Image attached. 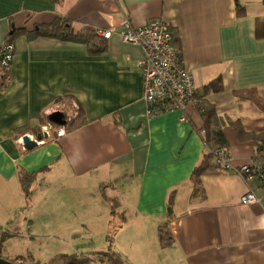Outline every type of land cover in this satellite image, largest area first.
<instances>
[{"label": "crops", "instance_id": "0c3cea01", "mask_svg": "<svg viewBox=\"0 0 264 264\" xmlns=\"http://www.w3.org/2000/svg\"><path fill=\"white\" fill-rule=\"evenodd\" d=\"M60 18L76 31H95L100 40L92 45L102 42L104 49L28 38ZM127 18L136 27L154 19L172 26L180 66L192 73L197 87L186 114L147 115L143 52L117 34ZM13 29L24 31L15 35L14 60L0 83V186L14 202L0 194V207H7L0 214L3 259L61 264L70 254H60L56 242L68 238L74 240L73 254L87 256L91 264H109L104 257L92 259L104 253L124 264H264V186L213 166V159L194 182L206 153L201 102L225 122V148L234 164L256 159L264 166V113L239 97L256 91L264 98V0H0V47ZM110 29L116 32L110 39L99 34ZM217 79L219 92H206ZM56 111L69 120L82 113L86 124L57 137L48 119ZM234 123L257 139H240ZM39 134L43 143L26 149L22 138L35 140ZM23 171L37 172L29 199L20 182ZM90 185L91 200L75 198ZM71 189L77 201L67 192ZM249 189L260 201L243 206ZM62 191L68 198L60 197ZM166 233L172 245L164 248ZM6 234L47 239L56 247L53 260L42 262L29 251L14 255L10 241L2 239ZM84 237L98 240L91 252L83 249Z\"/></svg>", "mask_w": 264, "mask_h": 264}, {"label": "built area", "instance_id": "2783aa9c", "mask_svg": "<svg viewBox=\"0 0 264 264\" xmlns=\"http://www.w3.org/2000/svg\"><path fill=\"white\" fill-rule=\"evenodd\" d=\"M114 33L116 32L112 29L99 32L105 39H110ZM117 34L124 43L139 46L143 52L144 57L139 66L147 115L153 117L172 111L186 114L188 107L196 102L197 87L192 73L180 66V54L175 46L174 32L170 23L154 19L142 27H136L127 18ZM14 56V43H5L0 49V67L7 68L11 65ZM182 120H185V117ZM44 132L47 136L50 135V130L46 127ZM57 134L63 135L64 130L60 129ZM211 153L214 165L239 176L246 183L251 184L259 178L264 180V166L256 159L248 164L236 166L227 149L218 148ZM259 201L260 199L251 189L241 199L244 206Z\"/></svg>", "mask_w": 264, "mask_h": 264}, {"label": "trees", "instance_id": "16d2710c", "mask_svg": "<svg viewBox=\"0 0 264 264\" xmlns=\"http://www.w3.org/2000/svg\"><path fill=\"white\" fill-rule=\"evenodd\" d=\"M51 1L57 3L60 0H51ZM239 12H241V10H239ZM37 29L38 30L34 33H30V34L28 33V38L30 40L36 39L38 37H51V38H57L60 40L86 43L89 46L92 45L93 40H100L97 33L91 29H84L81 31H76L74 27L72 26V22L65 18H60L50 25L39 26ZM23 31L24 30H14L13 29L12 34L11 36L8 37V39L6 40V43L7 42L13 43L15 35L20 34ZM102 44L104 45V43L99 42V46H93V45L92 46L94 47V50L96 49V51H101L105 47V46H102ZM2 46L0 47V49L2 48ZM11 65H9L7 68L0 67V83L6 78V75L9 72ZM219 90H220L219 79L214 80L205 86L206 92H210V91L219 92ZM239 97L251 101L262 113H264V98L260 97L256 91L242 93L240 94ZM198 108L204 120L203 121L204 125L202 129L200 130V133L201 134L204 133L203 141L206 147V153L204 154L202 165L198 167L194 172V177H195L194 182L196 184L198 183L199 177L204 172H206L208 169H210V167H212L210 162L213 159V155L211 152L214 151L215 149L225 148L227 146V141L223 133V126L225 122L217 118V116L215 115V110L213 106L208 105L206 102H201ZM81 114L82 113H79L77 118L74 120L73 119L69 120L70 118L67 117V125L65 127H59L52 123L51 125L54 129H59V130L64 129L66 133H71L83 127L86 124ZM232 125L234 129L237 131L240 139L244 140V139L253 138V137L257 139L256 136L246 134L240 123H234ZM32 131H34L35 133H39V128H34ZM57 137H58V134H57ZM213 166L217 167L216 165H213ZM43 171H47L46 168ZM36 176H37V172L29 173V172L23 171L22 173H20V182L22 184L23 191L27 199H29L32 194L31 187L34 181L36 180ZM258 181L264 186V183H263L264 180L262 178H259ZM173 203H174V200H173V194H172L170 196V199L167 205V212L170 217L173 215ZM115 208L117 207L113 205L112 214H115ZM108 240L112 242L113 240L112 234L110 238H108ZM161 244L164 248L170 247L172 245V238L169 233H166L163 235L161 239ZM103 255L105 256L109 264H124L123 260L115 254L112 255L110 253H104ZM91 262L92 261L90 258L86 256H82V255H77V254L65 255L63 257V264H91Z\"/></svg>", "mask_w": 264, "mask_h": 264}, {"label": "rangeland", "instance_id": "374dc122", "mask_svg": "<svg viewBox=\"0 0 264 264\" xmlns=\"http://www.w3.org/2000/svg\"><path fill=\"white\" fill-rule=\"evenodd\" d=\"M70 105L73 106V109L75 110L76 106H74L73 103H71ZM65 108H67V106ZM64 110H66V109H64ZM75 111H77V110H75ZM66 112L68 113V115H71V113H73L72 110H71V113L69 112V110H67ZM44 128L45 127H43V131H44ZM47 129L50 130L49 128H47ZM56 131L59 132V129H56ZM49 134H50V132H49ZM65 183H67V185L70 184L67 181V182H64L62 185L64 186ZM2 188L3 187L0 186V194L3 195V197L6 198L8 201L14 203L13 200L8 195V193H4V191L2 190ZM77 190L80 191L82 189H77ZM73 191L74 190H72V189L71 190H67V192L72 197H73V195H72L71 192H73ZM91 192H92V185H90V187H89V189L87 191V194H81L80 192H78V194H76L75 198L90 199L89 198V195H90ZM60 197L63 198V199L68 198L67 196H65V191H62L60 193ZM44 198H45V195L39 197L37 200H42ZM75 198H74V200H76ZM13 199L16 200V196L15 195H13ZM111 202H113V200H111ZM45 207H47V206H45ZM45 209L47 210V208H45ZM6 211H7V207H0V214H6ZM2 238L10 241V245L12 246V250H13L14 255L17 253V255H19V254L20 255L21 254L23 255L24 254V255L27 256L28 255V251H29L35 258H37L38 260H41L42 262L47 261L48 263H50L53 260V257L54 256L51 254V250H52V247H55V246L48 244V242H47L48 240L47 239H44L43 238V239L34 240V239H31V238H27V237L20 238V239H16V238H13V237H9L8 238V235L7 234L6 235H2ZM97 242H98V240H96L95 238H92L90 240H86L85 237H84L83 240H82V244L84 245V248H83L84 251H90L91 252L92 250H94L93 249L94 243H97ZM73 243H74V240H71V239H68V238H62L61 240H58L56 242V244H57L56 245L57 246V251L61 250L63 252H59L60 254L62 253V254H70L71 255V254H73V251H74L75 247L69 246V244L72 245ZM49 245H50V248H49ZM0 247H1V240H0ZM21 250L23 251V253H22ZM102 257L105 258V256L103 254H102V256H100V255L99 256L94 255V256H92V259H94V260H101ZM61 264H63V262Z\"/></svg>", "mask_w": 264, "mask_h": 264}, {"label": "water", "instance_id": "95a60500", "mask_svg": "<svg viewBox=\"0 0 264 264\" xmlns=\"http://www.w3.org/2000/svg\"><path fill=\"white\" fill-rule=\"evenodd\" d=\"M48 119L52 124H55L59 127H65L67 125V119L64 112H60V111L53 112L48 116ZM42 140L43 138L41 135H39L35 140L32 139L31 136L25 135L22 138V143L26 149L32 150L37 148L40 145L39 142ZM0 264H16V263L10 262L0 257Z\"/></svg>", "mask_w": 264, "mask_h": 264}]
</instances>
